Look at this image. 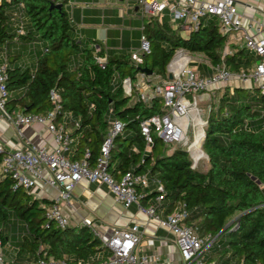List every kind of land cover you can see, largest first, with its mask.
<instances>
[{
    "label": "trees",
    "instance_id": "16d2710c",
    "mask_svg": "<svg viewBox=\"0 0 264 264\" xmlns=\"http://www.w3.org/2000/svg\"><path fill=\"white\" fill-rule=\"evenodd\" d=\"M19 3L28 19V33L19 38L32 40L37 31L46 46L37 55L34 70L12 67L13 59L7 57L6 110L45 114L52 109L50 92L55 91L61 108L56 122H65L73 139L68 155L80 160L88 152L91 168L100 158L109 121L121 122L124 129L114 139L107 167L114 179L126 172L156 178L165 191L160 206L165 215L181 202L187 212L185 223L201 237H216L208 251H222L216 264H264V93L256 87H225L211 101L202 144L207 168L199 171L191 168L186 150L168 154L165 146L158 152L163 143L157 137L152 152L143 156L140 122L164 110L158 99L146 105L138 101L135 91L127 96L122 89V80L129 77L136 82L142 67L167 80V67L178 49L202 54L212 66L224 65L234 74L249 70L261 59L244 48L227 45L228 36L220 33L215 18L201 20L197 30L182 37L167 19L159 23L149 17L143 32L150 54L142 66H136L130 54L96 48L94 40L77 36L67 13L50 10L49 0H0V50L16 37L12 12ZM225 46L230 51L221 54ZM98 58L104 60L102 64ZM74 122L78 127L74 128ZM13 186L11 177H0L1 247L13 244L15 222L24 225V233L14 242L12 264H31L44 256L69 264L89 260L95 264L109 254L88 227L61 229L50 221L46 215L49 199L34 198ZM141 195L146 207L156 193L149 189Z\"/></svg>",
    "mask_w": 264,
    "mask_h": 264
},
{
    "label": "built area",
    "instance_id": "2783aa9c",
    "mask_svg": "<svg viewBox=\"0 0 264 264\" xmlns=\"http://www.w3.org/2000/svg\"><path fill=\"white\" fill-rule=\"evenodd\" d=\"M49 1L53 4H62L63 10L70 6V12L66 13L71 23H74L75 4L70 3L71 0ZM135 2L144 21L145 18L152 17L162 23L168 18L172 30L182 33L184 37L197 30L201 20L215 18L222 35H227L228 39L234 38L241 48L261 59L249 70L236 74V77L243 84H247L245 88L256 87L260 93H264V25L257 23L251 31V16L238 10L239 0H135ZM19 6L12 13L16 27L14 40L25 35L22 20L23 3H19ZM144 25L145 22L141 29L139 48L130 52V59L136 66H142L144 57L150 54V45L143 32ZM78 36L80 37V34ZM184 56L185 50L178 49L175 51L173 60L176 61ZM103 61L98 58L100 64ZM232 78L233 73L224 65L212 66L209 75H201L196 68L188 64L181 70L178 77L171 78L169 81L155 75L148 77L141 72L134 83L129 77L123 79L122 89L127 96L135 91L138 101L146 105L158 99L164 110L163 114L150 116L140 122V131L145 141L143 156L152 152L153 138L157 137L166 147L173 144L186 145L191 168L197 169L199 163L207 160L202 147L206 120L199 105L209 99L215 90L223 88ZM6 80V61H4L0 64V111L8 117L6 102L9 95ZM203 95H205L204 98H202ZM50 102L52 109L49 112L24 114L17 111L11 123L18 132L22 127L32 123L46 126L53 136V148L47 149L25 143L6 152L0 145L2 156L0 177H11L14 181V189L21 188L26 192L40 194L48 192L47 197L51 204L47 207V218L61 229L69 226L68 217L64 214L61 204L71 205L73 192L81 181L105 186L116 203L125 208L135 205L137 210L147 218L157 220L158 226L172 237L182 264H207L204 257L214 244L216 237L210 235L201 237L196 228L185 223L187 212L183 203L178 202L172 212L160 218L157 212L161 210L165 191L156 178H149L146 173L126 172L119 180H116L107 171L114 139L122 134L124 125L117 120L109 121L106 137L100 149V158L96 166L91 168L87 162L88 152L80 160H71L68 152L73 139L65 122H56L61 108L55 91L50 92ZM63 117H69V115L65 114ZM75 127H78L77 122H74ZM190 132H192V140L188 139ZM149 189L153 190L156 196L148 206L144 207L140 201L141 192ZM28 194L33 196L31 193ZM34 198L38 199L39 196ZM81 225L88 227L109 253L95 264H160V257L157 255L146 256L137 253L141 240L138 222L125 228L110 227L103 234L92 227L93 221L90 219H82ZM93 261H79L77 264H94ZM0 264H12L2 258L1 248ZM31 264L69 263L62 259L44 256Z\"/></svg>",
    "mask_w": 264,
    "mask_h": 264
},
{
    "label": "crops",
    "instance_id": "0c3cea01",
    "mask_svg": "<svg viewBox=\"0 0 264 264\" xmlns=\"http://www.w3.org/2000/svg\"><path fill=\"white\" fill-rule=\"evenodd\" d=\"M238 7L241 13L251 16V31L257 23L264 25V0H239ZM73 16L76 25L72 24L77 29L78 35L80 34V37L86 35V37L94 40V45L97 44L96 48H103L105 51L115 53L125 52L130 54L131 51L137 50L140 46L141 29L145 21L135 0H89L78 6L76 4ZM84 23H87V25H84ZM14 29L16 30L15 23ZM24 32L25 34L28 33L25 26ZM20 40L24 39L12 40L10 44L12 42L19 43ZM10 44L0 50V64L4 61L7 64V57L9 56L10 60L13 59L12 67L34 70L37 59H35V63L32 61L22 62L21 49L10 52ZM227 45L240 47V44L234 38L229 39ZM40 53L36 52L35 58ZM173 59L167 67L168 81L171 80L169 75L172 76V79L178 77L181 70L188 64L196 68L201 75L211 73L212 65L202 54H191L185 51L184 57L176 61ZM224 86L234 88L244 87L247 84L239 81L236 74L233 73V78ZM15 113V111L12 113L7 111L8 117H6L0 111V145L6 152L12 151L25 143L47 149L53 148V136L44 125L32 123L22 127L18 132L11 123ZM51 194L53 195V193ZM47 195L48 192L40 194L39 198L48 199ZM61 206L64 214L68 217L70 227H81L82 219L86 218L93 221L92 227L100 234L105 233L110 227L125 228L138 222L141 233V240L137 247L139 255H157L160 257V264H182L177 249L172 242V237L158 226L157 220L147 218L137 210L135 205L125 208L123 205L116 203L113 195L109 193L105 186L81 181L73 192L71 205L68 206L62 203ZM157 215L160 218L165 216L163 210H158ZM217 247L221 248L218 245ZM221 254V250L217 253L209 252L205 254L204 260L207 264H216Z\"/></svg>",
    "mask_w": 264,
    "mask_h": 264
},
{
    "label": "rangeland",
    "instance_id": "374dc122",
    "mask_svg": "<svg viewBox=\"0 0 264 264\" xmlns=\"http://www.w3.org/2000/svg\"><path fill=\"white\" fill-rule=\"evenodd\" d=\"M88 1L89 0H71L70 3L75 4V5L77 4V6H78L80 4H84V3L88 2ZM19 7H20L19 4H16L15 8L17 9ZM16 9L14 11H16ZM70 10H71L70 6H67V7L64 8L65 12H68V11L70 12ZM79 12H80V8H79ZM86 15L87 14L85 13V16ZM165 15L167 16V13H165ZM166 19H167V21H169L168 18H166ZM22 20H23L25 28L28 30V27L26 26L27 23H28L27 17L25 15H23ZM74 24H75V22H74ZM84 25H87V23H84ZM34 34H35V36H34V38L32 40H20L19 43H13L12 42L10 44V48H11L10 52L16 51L19 48L21 49V55H22L21 59H22V62H24V63L30 62V61L35 63V59H36L35 58V53L36 52H38V53L41 52L42 53L44 51V49H45L46 42L43 39L40 38V35H39V33L37 31H35ZM180 35L182 37H184V35L182 33H180ZM82 38L84 40H87V38H89V37H86V35H82ZM229 51H230V49H228V46H225L222 49L221 54H225V52H229ZM223 89H225V86H223V88H221L219 90H215L209 99H207V100L203 101L202 103H200L199 108L202 111L205 120H206L209 104L211 103V101H213V100L215 101V99H218L221 96V94L223 92ZM19 93H22V91H17L16 92V94H19ZM204 97H205V95L202 96V98H204ZM159 104H160V106H162L161 101L159 102ZM188 139L192 140V132L189 133ZM164 147H165V145L159 144L158 148H157V151L158 152H162ZM174 149L186 150V145L173 144V145L168 147V149H167L168 151L167 152L171 153ZM206 163H207V160H204L203 162L199 163V165L197 166V170L203 171L205 168H207V164ZM262 187H264V185ZM28 193H31L34 197L40 196V193H34V192H30V191ZM23 233H24V225L21 224V223L17 224V222H15L14 226H13V229H12L13 244L12 245L7 244V245H5L3 247H0L2 249V258L4 260L12 262L14 249H15L14 242H16L17 236L19 234H23Z\"/></svg>",
    "mask_w": 264,
    "mask_h": 264
},
{
    "label": "water",
    "instance_id": "95a60500",
    "mask_svg": "<svg viewBox=\"0 0 264 264\" xmlns=\"http://www.w3.org/2000/svg\"><path fill=\"white\" fill-rule=\"evenodd\" d=\"M50 10H56L58 12H61L62 9H63V5L62 4H53V3H50ZM140 69V72L145 74L146 76L148 77H151L153 75V71L147 67H142V68H139ZM172 76L169 75V79H171ZM257 90L259 91V89L257 88ZM205 129V128H204Z\"/></svg>",
    "mask_w": 264,
    "mask_h": 264
}]
</instances>
